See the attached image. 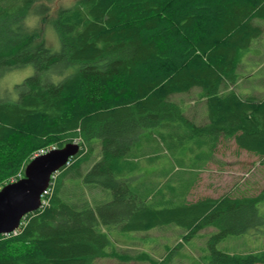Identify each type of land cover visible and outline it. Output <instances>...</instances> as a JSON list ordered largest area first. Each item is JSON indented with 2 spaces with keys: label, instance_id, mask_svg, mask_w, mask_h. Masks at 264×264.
Listing matches in <instances>:
<instances>
[{
  "label": "trees",
  "instance_id": "16d2710c",
  "mask_svg": "<svg viewBox=\"0 0 264 264\" xmlns=\"http://www.w3.org/2000/svg\"><path fill=\"white\" fill-rule=\"evenodd\" d=\"M45 1L0 0V76L35 68L17 97H0V188L42 148L80 150L52 174L46 202L0 234V264H176L175 249L207 228L204 264H264V249L219 248L260 225L264 188L189 199L223 137L264 166V91L238 88L247 74L264 84V0H76L51 19L58 51L29 21ZM143 163L166 165L141 178ZM171 226L181 241L159 257L109 233Z\"/></svg>",
  "mask_w": 264,
  "mask_h": 264
},
{
  "label": "rangeland",
  "instance_id": "374dc122",
  "mask_svg": "<svg viewBox=\"0 0 264 264\" xmlns=\"http://www.w3.org/2000/svg\"><path fill=\"white\" fill-rule=\"evenodd\" d=\"M44 1V0H43ZM76 0H46L50 5L48 13L45 15H33L29 21L35 25L39 24L44 28V37L47 44L55 51L61 49V42L54 25L51 22L59 8H69L75 4ZM45 17V18H44ZM44 19L46 21L44 22ZM257 60V59H256ZM264 66V65H263ZM58 70H62L59 68ZM260 72V71H259ZM35 73L32 64L24 67L9 69L0 76V97L13 99L19 95V87L27 77ZM243 78L238 88L250 94H259L264 91V84L259 80L263 77L264 71L256 75L258 83H251L248 79L253 77L247 74ZM57 70L52 71L51 78L60 80L62 76ZM60 77V78H59ZM59 78V79H58ZM256 82V81H255ZM245 84V85H244ZM258 85V86H257ZM250 86V87H249ZM254 89H253V87ZM194 98V97H193ZM192 98V100H193ZM191 100V101H192ZM206 155L208 153H205ZM206 168L200 174L197 184L192 189L189 199L196 200L205 196L218 197L229 193L233 196L238 195H257L264 188V166L261 165L258 156L239 149L235 141L230 137L221 138L216 150L208 159ZM163 162V161H162ZM154 165V164H153ZM146 165L143 163L140 172L141 178L147 174L145 170H160L166 163L160 165ZM152 166V167H151ZM26 168V167H25ZM18 179V178H17ZM15 179L14 181H16ZM263 218L260 225L253 228L251 233L231 235L219 243V248L230 252H245L256 249H264V200L260 205ZM214 228H207L199 232L193 239L183 243L182 247L175 249L172 259L176 264H204L209 258V248L207 245L208 237ZM112 233L113 242L122 246H135L139 249L161 256L167 249H171L176 243L181 241V233L178 226L168 227L165 231L155 229L149 233ZM98 264H149L147 262L130 261L122 262L112 258L99 260Z\"/></svg>",
  "mask_w": 264,
  "mask_h": 264
},
{
  "label": "water",
  "instance_id": "95a60500",
  "mask_svg": "<svg viewBox=\"0 0 264 264\" xmlns=\"http://www.w3.org/2000/svg\"><path fill=\"white\" fill-rule=\"evenodd\" d=\"M79 150L80 144L71 142L37 156L26 165L24 177L0 188V234L15 231L25 215L41 207L52 174Z\"/></svg>",
  "mask_w": 264,
  "mask_h": 264
},
{
  "label": "built area",
  "instance_id": "2783aa9c",
  "mask_svg": "<svg viewBox=\"0 0 264 264\" xmlns=\"http://www.w3.org/2000/svg\"><path fill=\"white\" fill-rule=\"evenodd\" d=\"M55 148V146H51V147H47V148H42V149H40L36 154H35V156H38V155H41V154H44V153H47L48 151H50L51 149H54ZM19 176H21V174L19 175ZM50 187H48L45 191H44V193H43V204L46 202V200L44 199V197H45V195L49 192V189ZM16 232V231H15Z\"/></svg>",
  "mask_w": 264,
  "mask_h": 264
},
{
  "label": "crops",
  "instance_id": "0c3cea01",
  "mask_svg": "<svg viewBox=\"0 0 264 264\" xmlns=\"http://www.w3.org/2000/svg\"><path fill=\"white\" fill-rule=\"evenodd\" d=\"M146 134V133H145ZM152 167V166H151ZM156 229H158L159 231H165V230H167L168 228H156ZM155 230V229H154ZM154 230H151V231H154ZM114 232H116V233H123V232H121L120 230H118V229H116L115 227H113L111 230H110V234H112V233H114ZM134 233V232H133ZM179 233H180V230H179ZM124 234H126L127 235V233H124ZM136 234H139V233H136ZM128 235H130L129 233H128ZM115 243V242H114ZM115 244H117V243H115ZM118 245V244H117ZM122 246V245H121ZM127 247H130V246H127ZM131 247H133V246H131Z\"/></svg>",
  "mask_w": 264,
  "mask_h": 264
},
{
  "label": "bare ground",
  "instance_id": "6f19581e",
  "mask_svg": "<svg viewBox=\"0 0 264 264\" xmlns=\"http://www.w3.org/2000/svg\"><path fill=\"white\" fill-rule=\"evenodd\" d=\"M24 18V17H23ZM10 20V19H9ZM10 24V23H9ZM12 25H13V23H12ZM24 26V25H23ZM17 27V26H16ZM18 28V27H17ZM19 31V30H18ZM76 68V67H75ZM13 69V68H12ZM59 69V68H58ZM74 69V68H73ZM48 75V74H47ZM49 77H50V73H49V75H48ZM91 151H92V149H91ZM98 152V151H97ZM155 163V162H154ZM131 166V165H130ZM88 167V166H87ZM136 167V166H135ZM130 168V167H129ZM182 177V176H181ZM189 178V177H188ZM182 181V180H181ZM11 183V182H10ZM5 186V185H4ZM157 203V202H156ZM179 203V202H178ZM184 225V224H183ZM186 227V226H185ZM194 235V234H193Z\"/></svg>",
  "mask_w": 264,
  "mask_h": 264
}]
</instances>
